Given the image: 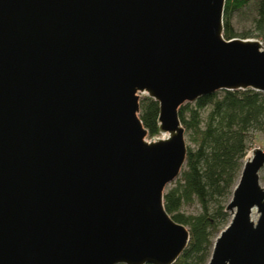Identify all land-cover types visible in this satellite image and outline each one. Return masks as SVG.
<instances>
[{
  "label": "water",
  "instance_id": "95a60500",
  "mask_svg": "<svg viewBox=\"0 0 264 264\" xmlns=\"http://www.w3.org/2000/svg\"><path fill=\"white\" fill-rule=\"evenodd\" d=\"M225 2L0 0V264L178 260L189 230L164 195L186 165L181 106L264 93V46L224 38ZM263 168L256 147L207 264H264Z\"/></svg>",
  "mask_w": 264,
  "mask_h": 264
},
{
  "label": "trees",
  "instance_id": "16d2710c",
  "mask_svg": "<svg viewBox=\"0 0 264 264\" xmlns=\"http://www.w3.org/2000/svg\"><path fill=\"white\" fill-rule=\"evenodd\" d=\"M246 5L247 0H226V40L237 37L230 16ZM255 26L264 36V0ZM158 117L159 104L144 96L140 119L149 138L160 136ZM179 118L190 145L180 177L165 191L164 205L176 222L188 228L190 240L174 264H207L214 239L229 223L225 207L248 153L250 138L254 133L264 134V93L251 89L217 92L181 106ZM193 202L199 203L201 212L183 213V206Z\"/></svg>",
  "mask_w": 264,
  "mask_h": 264
},
{
  "label": "rangeland",
  "instance_id": "374dc122",
  "mask_svg": "<svg viewBox=\"0 0 264 264\" xmlns=\"http://www.w3.org/2000/svg\"><path fill=\"white\" fill-rule=\"evenodd\" d=\"M260 2L261 0H247V5L244 8L232 13L229 19L230 24L237 36L236 38H241L242 35H247V39L259 41L264 46V36L256 29L255 26V21L258 17ZM143 97L144 95H141L140 101L141 99H143ZM158 137H161V135ZM186 142L187 145H190L187 136ZM256 147L264 149V134L254 133L251 136L250 142L248 144L249 150L246 157L248 155H251L252 150ZM260 181L262 186H264V168L260 172ZM173 183L168 185L167 188L174 186ZM182 212L186 215H196L201 212V208L198 202H193L184 205L182 208Z\"/></svg>",
  "mask_w": 264,
  "mask_h": 264
},
{
  "label": "built area",
  "instance_id": "2783aa9c",
  "mask_svg": "<svg viewBox=\"0 0 264 264\" xmlns=\"http://www.w3.org/2000/svg\"><path fill=\"white\" fill-rule=\"evenodd\" d=\"M149 139H151V138H149Z\"/></svg>",
  "mask_w": 264,
  "mask_h": 264
},
{
  "label": "bare ground",
  "instance_id": "6f19581e",
  "mask_svg": "<svg viewBox=\"0 0 264 264\" xmlns=\"http://www.w3.org/2000/svg\"><path fill=\"white\" fill-rule=\"evenodd\" d=\"M249 156V155H248Z\"/></svg>",
  "mask_w": 264,
  "mask_h": 264
}]
</instances>
